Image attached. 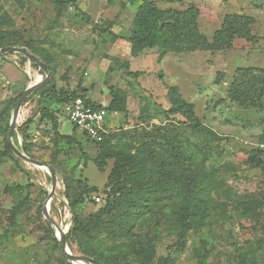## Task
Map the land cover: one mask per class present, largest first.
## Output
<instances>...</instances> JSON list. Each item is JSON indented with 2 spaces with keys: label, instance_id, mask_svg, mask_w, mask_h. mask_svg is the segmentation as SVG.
I'll return each mask as SVG.
<instances>
[{
  "label": "rangeland",
  "instance_id": "obj_1",
  "mask_svg": "<svg viewBox=\"0 0 264 264\" xmlns=\"http://www.w3.org/2000/svg\"><path fill=\"white\" fill-rule=\"evenodd\" d=\"M152 1L160 9L197 8L200 31L208 39L225 14H247L254 20L251 32L256 40L252 48L246 49L242 40L229 50L169 54L158 63L156 48L130 56L131 21L141 0H76V6L59 13L44 0H0V43L25 49L49 72L47 85L21 105L12 144L54 169L56 188L48 212L65 236L72 220L69 198L81 195L84 202L75 208L76 214L82 220L92 218L116 182L120 192L114 196L115 208L100 215L101 226L90 242L103 256L122 250L131 254V247L143 246L150 251L149 264H264V173L247 161L264 144V108L244 109L227 96L236 69L264 68V0ZM105 21L111 23L110 32L101 34L98 29ZM113 35L118 37L114 42ZM118 61H128L130 72L143 75L128 76ZM44 80L45 74L27 57L0 56L1 153L13 101ZM167 86L194 105L195 116L215 136L199 134L180 116L166 115ZM110 87L120 92L123 104L118 112L107 114L109 139L92 141L81 130L73 131L53 102L47 106L57 119L58 133L75 142L55 139L51 122L40 119L41 91L85 94L107 107ZM10 152L0 159V259L16 244L25 264H71L61 255L58 233L52 232L54 242L41 227L51 188L47 169ZM157 158L169 162L172 192L166 200L139 203L146 186L163 177ZM261 159L264 162V153ZM111 173L113 182L108 181ZM188 182L196 191L190 196ZM90 188L96 191L88 192ZM95 195L101 197L99 203ZM14 208L11 228L8 216ZM188 212L194 214L184 225L182 217ZM120 221L123 227L132 223L128 236L118 231ZM66 247L73 256H82L74 244L66 242Z\"/></svg>",
  "mask_w": 264,
  "mask_h": 264
},
{
  "label": "trees",
  "instance_id": "obj_2",
  "mask_svg": "<svg viewBox=\"0 0 264 264\" xmlns=\"http://www.w3.org/2000/svg\"><path fill=\"white\" fill-rule=\"evenodd\" d=\"M41 1V0H38ZM53 5L58 13L64 7L69 5L76 6V0H44ZM227 0H223L226 2ZM199 11L197 8L190 6L184 10H176L172 8L160 9L156 3L152 0H141L137 5L135 14L131 21L130 36L128 42L130 44V56L137 57L140 53L145 50L157 49V61L160 63L165 56L169 54H184L193 53L200 51H221L229 50L233 48V43L236 38L245 40L248 43H253L256 37L252 34L251 26L254 20L251 16L241 13H228L226 14L220 24V28L215 31L210 39L202 34L198 25ZM85 19L91 22V19L85 15ZM111 23L105 21L104 27L99 28L98 32L101 34L109 33ZM117 36L113 35L111 41H116ZM14 47L12 44L0 43V48ZM118 67L125 70L127 75L132 78H138L143 75V72H130L128 61H118ZM110 72L113 71L112 68L109 69ZM166 95L169 101V108L166 111V115L170 117L180 116L184 122L193 130L197 131L199 134L206 136H215L214 133L202 125L200 120L195 116L194 105L184 101L177 88L166 87ZM41 99H39L38 104L40 107L39 116L42 120H49L51 122V127L55 139L59 141H65L67 144L74 143V139L71 136H65L58 133V122L56 117L48 109V103H56L62 108L64 104L70 102L76 97H81L93 106L95 109H102L106 114L111 112H118L121 110L123 100L120 92L113 87L109 88V94L111 100L107 107H102L94 102H92L85 94H68L64 91L56 92L54 88L46 89L41 91ZM22 95V94H21ZM13 101L12 108L20 96ZM228 99L235 103L237 106L249 109H263L264 108V68L260 67H247L238 68L235 70L230 86L227 91ZM30 121H28L29 123ZM77 129L73 126V131ZM84 134V133H83ZM85 136V134H84ZM86 137V136H85ZM27 138V137H26ZM105 139H109V136H105ZM88 139V138H86ZM89 140V139H88ZM106 143V142H105ZM256 152H252L248 155L247 161L261 170L264 173V162L261 159L264 151L256 149ZM11 154L8 146L4 145V152H0V159L5 155ZM158 163L160 172L162 173V179L157 183H153L146 186V191L141 199L137 198L139 203L147 201H162L169 198L172 192L168 184V179L170 178V167L169 162L156 159ZM97 168L102 170L101 163H96ZM115 164V168H116ZM115 170V169H114ZM113 173L108 177L109 182H113ZM116 182L114 186L108 191L106 195L105 203L100 207L92 218H87L82 220L76 214L75 208L84 202L83 197L80 195L77 198H69V211L72 216L71 226L68 233L65 236V241L70 242L76 246L77 251L86 258H90L99 264H149L151 260L150 251L147 247L134 246L131 247V254L134 256L132 259L131 254H124L122 251L118 252V255L113 256H103L100 251L94 250L90 246V242L93 241V231H97L100 228V215L110 214L115 208L114 196L120 192V189H116ZM118 188V186H117ZM136 190V186H133ZM187 192L189 196L196 191L190 183H187ZM95 188L88 189V192H95ZM134 193L137 194L135 191ZM40 212V210H39ZM17 214V209L11 210L8 216V221L10 227L15 226L14 219ZM193 212H188L183 215V224L186 225L188 220L193 216ZM40 215V213H39ZM131 222V220H129ZM43 230L48 236L55 242L52 236V231L45 225H41ZM118 231L123 232L125 236L131 232L133 226L132 223L123 227L120 221L117 224ZM8 230L4 235L8 234ZM115 230L112 229L111 237L115 238ZM65 242V244H66ZM60 249V247H59ZM61 252V251H60ZM116 256V257H115ZM63 257V256H62ZM158 264H168V260H164Z\"/></svg>",
  "mask_w": 264,
  "mask_h": 264
},
{
  "label": "water",
  "instance_id": "obj_3",
  "mask_svg": "<svg viewBox=\"0 0 264 264\" xmlns=\"http://www.w3.org/2000/svg\"><path fill=\"white\" fill-rule=\"evenodd\" d=\"M8 53H19L21 55H23L24 57H27L28 59H30L32 62H34L39 69H41V71L45 74V80L41 83H37L34 84L30 87H28L27 89H25V91L22 93V95L20 96V98L16 101L15 105H14V109L12 112V116H11V121H10V125H9V130H8V134H7V138H6V145L8 146V148L12 151V153L17 156L19 159L34 165L36 167L39 168H43V169H47L49 175H50V179H51V188L48 192V197L45 200L44 203V209L42 210V215L44 218V222L45 225L54 233V231H56L58 233V242H59V247H60V251H61V255L63 256V258L65 260H67L69 263L71 264H77V263H83V264H99L98 262L90 259V258H86L83 256H73L66 247L65 244V233L53 222V220L51 219L50 215H49V204L50 201L55 193V188H56V175H55V171L54 169L48 165L45 164L41 161L29 158L27 156H25L23 153H21L20 151H18L12 144V136L15 130V126H16V122H17V117H18V113L20 110L21 105L32 95L34 94L37 90L41 89L43 86L47 85V83L49 82V72L46 68V66L34 55L30 54L29 52H27L25 49L23 48H16V47H6V48H2L0 49V56H3L5 54Z\"/></svg>",
  "mask_w": 264,
  "mask_h": 264
},
{
  "label": "built area",
  "instance_id": "obj_4",
  "mask_svg": "<svg viewBox=\"0 0 264 264\" xmlns=\"http://www.w3.org/2000/svg\"><path fill=\"white\" fill-rule=\"evenodd\" d=\"M62 113L89 140H100L108 134V116L106 112L102 109H95L81 97H76L64 104ZM258 147L264 149V144H260ZM93 198L97 203L101 201L99 195H95Z\"/></svg>",
  "mask_w": 264,
  "mask_h": 264
},
{
  "label": "crops",
  "instance_id": "obj_5",
  "mask_svg": "<svg viewBox=\"0 0 264 264\" xmlns=\"http://www.w3.org/2000/svg\"><path fill=\"white\" fill-rule=\"evenodd\" d=\"M242 40L243 39L236 38L234 40V43H233V48H236V45H237L238 42H239V44H241L240 42H242ZM243 41L246 44V45H244L246 49L247 48H252V46H251L252 44L251 43H248L245 40H243ZM239 46H242V45H239ZM248 46H251V47H248ZM8 236H6L5 239L8 240V238L11 237V236H9V237ZM15 246H16L15 249H14V246H13V250H12V245L11 244L8 246L6 259H2V260L0 259V264H25L26 261L25 260H22V258L20 257V255H21V246L20 245H16V244H15Z\"/></svg>",
  "mask_w": 264,
  "mask_h": 264
},
{
  "label": "bare ground",
  "instance_id": "obj_6",
  "mask_svg": "<svg viewBox=\"0 0 264 264\" xmlns=\"http://www.w3.org/2000/svg\"><path fill=\"white\" fill-rule=\"evenodd\" d=\"M65 231V230H64Z\"/></svg>",
  "mask_w": 264,
  "mask_h": 264
}]
</instances>
